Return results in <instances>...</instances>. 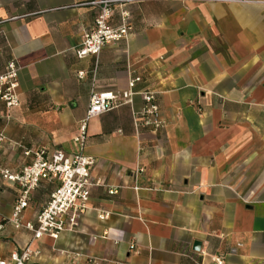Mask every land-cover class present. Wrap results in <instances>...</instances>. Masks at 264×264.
<instances>
[{
  "label": "crops",
  "instance_id": "0c3cea01",
  "mask_svg": "<svg viewBox=\"0 0 264 264\" xmlns=\"http://www.w3.org/2000/svg\"><path fill=\"white\" fill-rule=\"evenodd\" d=\"M94 1L0 0V75L17 64L20 100L0 101L2 168L18 172L44 149L75 154L92 95L121 103L88 124L99 185L74 231L15 229L21 188L0 175V259L29 249L31 264H264V0L129 4L130 36L81 59ZM137 76L135 92L157 94L158 132L137 130L139 94L123 98ZM55 187L35 190L24 224Z\"/></svg>",
  "mask_w": 264,
  "mask_h": 264
},
{
  "label": "built area",
  "instance_id": "2783aa9c",
  "mask_svg": "<svg viewBox=\"0 0 264 264\" xmlns=\"http://www.w3.org/2000/svg\"><path fill=\"white\" fill-rule=\"evenodd\" d=\"M140 1L142 0H95L92 2V5H99L100 10L94 28L85 33L82 45L77 50V56L81 59L99 56L106 46L126 40L131 34L132 27L129 23L130 13L124 7ZM114 6H118L121 10L118 26L113 25ZM18 71L17 64L11 62L7 71L0 75V101L8 110L20 105ZM142 80L140 76L132 78L129 82V91L122 95L126 99V104L133 103L134 95L139 94L142 97L144 106L140 112L135 113V126L137 130L148 128L155 133L164 127L163 121L159 118L157 94L150 90L135 92L134 89ZM119 106H121L119 95L114 92H98L92 95L87 115L73 140L77 149L75 154L67 155L60 150L49 152L44 149L35 152L34 161L18 172H12L0 166L2 178L21 188V193L14 203L8 220L15 229L25 227L34 234L36 239L49 237L57 240L61 234L72 232L78 227V221L89 209L91 191L93 187L99 185L92 179L94 161L84 156L89 138L88 124L90 120ZM2 141L3 136L0 134V144ZM43 182L56 184V187L48 204L37 214L36 221L24 224V214L32 201L33 193ZM109 193L115 195L117 191L110 190ZM36 254L29 249L15 252L9 258L0 259V264H31ZM217 264H223V261L218 259Z\"/></svg>",
  "mask_w": 264,
  "mask_h": 264
}]
</instances>
